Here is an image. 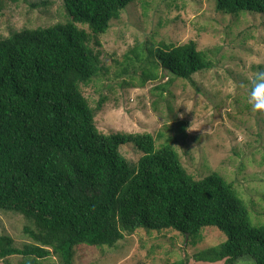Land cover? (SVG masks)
<instances>
[{
	"label": "trees",
	"instance_id": "trees-1",
	"mask_svg": "<svg viewBox=\"0 0 264 264\" xmlns=\"http://www.w3.org/2000/svg\"><path fill=\"white\" fill-rule=\"evenodd\" d=\"M134 1L62 0L66 22L0 39V211L20 214L39 230L24 228L33 243L22 248L0 234V261L20 256L21 264H42L53 255L74 264L76 248H112L136 230L190 239L214 227L226 241L192 256L195 262L249 257L264 264V224L251 223L231 184L217 174L194 179L173 146L156 149L150 134L96 128L104 100L92 109L81 87L106 74L99 37ZM214 1L221 14H264V0ZM141 50L152 69L175 79L211 68L193 41ZM127 143L142 154L135 165L120 154Z\"/></svg>",
	"mask_w": 264,
	"mask_h": 264
},
{
	"label": "rangeland",
	"instance_id": "rangeland-1",
	"mask_svg": "<svg viewBox=\"0 0 264 264\" xmlns=\"http://www.w3.org/2000/svg\"><path fill=\"white\" fill-rule=\"evenodd\" d=\"M68 20L62 0H0V39L11 32L46 28ZM107 72L81 87L95 110L99 132L150 134L158 149L169 142L186 172L194 179L211 174L231 184L245 202L254 226L264 224V110L248 100L249 84L264 66V14H221L214 0H135L99 37ZM193 41L211 68L190 80L175 79L154 70L141 47ZM157 79H150L148 74ZM146 75V76H145ZM144 81V83H143ZM121 156L137 164L142 154L133 143L120 148ZM39 233L20 214L0 211V234L17 247L33 241L24 228ZM226 241L214 227L203 228L190 239L175 231L136 230L112 248L78 247L74 264H223L192 258ZM12 256L0 264H21ZM42 264H59L56 256ZM234 264H254L242 257Z\"/></svg>",
	"mask_w": 264,
	"mask_h": 264
},
{
	"label": "clouds",
	"instance_id": "clouds-1",
	"mask_svg": "<svg viewBox=\"0 0 264 264\" xmlns=\"http://www.w3.org/2000/svg\"><path fill=\"white\" fill-rule=\"evenodd\" d=\"M242 87L248 89V100L254 110H264V71L257 72L249 84Z\"/></svg>",
	"mask_w": 264,
	"mask_h": 264
}]
</instances>
